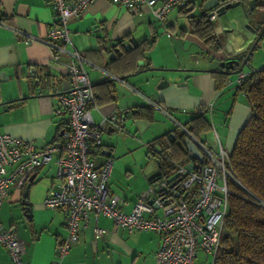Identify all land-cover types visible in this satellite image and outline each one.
Returning <instances> with one entry per match:
<instances>
[{
    "label": "crops",
    "instance_id": "crops-1",
    "mask_svg": "<svg viewBox=\"0 0 264 264\" xmlns=\"http://www.w3.org/2000/svg\"><path fill=\"white\" fill-rule=\"evenodd\" d=\"M202 1L192 0L188 10H195L193 15L203 12ZM182 15L178 8L169 11L164 25L171 36L162 31L164 26L147 6L134 14L108 0H95L80 17L68 19L71 43L88 60L84 66L96 92V107L89 106L92 119L99 122L112 112L123 114V129L104 132L94 158L96 164L106 155L114 158L107 187L121 196L124 211L130 210L139 191L158 173L147 143L175 128L161 109L148 107L147 99L158 102L183 123L202 108L209 124L198 137L211 148L216 147L217 137L223 148L231 149L252 114L246 94L234 84L235 73L227 74L221 88L215 87L213 72L220 69L221 48L214 51L206 46L189 32L186 21L177 29L173 22ZM262 16L258 11L256 20ZM54 19L50 0H0V132L31 139L38 148L58 139L65 125V120L53 113V106L55 89L64 90L67 81L62 65L50 60V50L42 42ZM249 22L245 0L225 7L212 23L219 46L230 39L231 48L244 57L255 36ZM29 36L35 39L25 43ZM124 36L123 45L147 39L151 47L144 51L135 72L115 79L101 65L120 70L119 62L110 61L108 48ZM262 66L264 36L241 70L247 73ZM55 170L52 159L21 188L10 187L0 205V223L13 226L25 243L22 264H50L56 241L66 234L63 209H50L43 203L49 188L58 181ZM80 232L81 241L70 248L61 264H156L158 235L154 231H127L102 214L90 213ZM196 257L201 261L205 256L197 252ZM0 264H12L2 246Z\"/></svg>",
    "mask_w": 264,
    "mask_h": 264
},
{
    "label": "built area",
    "instance_id": "built-area-1",
    "mask_svg": "<svg viewBox=\"0 0 264 264\" xmlns=\"http://www.w3.org/2000/svg\"><path fill=\"white\" fill-rule=\"evenodd\" d=\"M50 1L55 19L42 42L50 50V60L62 65L61 73L67 81L64 90L55 89L53 106V113L62 117L65 125L58 139L39 148L31 139L0 132V205L10 187L21 188L37 169L54 159L58 181L49 188L43 203L50 209H63L66 234L56 241L50 264H61L70 248L81 241L80 229L90 213L102 214L116 227L127 231L157 233L156 264H213L227 213L228 181L242 187L229 169L230 149L223 148L217 137L216 147H209L183 122L160 108L156 101L147 99L148 104L161 109L197 146L204 162L201 165L195 163L196 167L190 169L188 163L174 161V170L169 176L150 181L147 188L138 193L130 210H122L121 196L110 193L107 187L113 158L106 155L100 164H96L94 154L100 152L101 136L108 128L113 131L123 129V114L112 112L99 122L92 119L89 106L96 107V100L84 66L88 60L72 45L68 27V19L80 17L95 0ZM108 1L134 14L147 6L155 20L164 26L162 31L171 36L164 25L169 11L183 8L192 0ZM240 1L230 0L229 5ZM208 19L213 23L217 13ZM214 34L218 39V33ZM34 39L29 36L24 42ZM220 48L221 60L242 58L239 57L240 50L231 48L230 39L222 42ZM235 74L234 84L239 85L247 73L240 70ZM155 157L159 160L165 155L156 153ZM8 167L11 168L9 171ZM173 173L178 177L169 182ZM260 204L264 205L263 202ZM0 246L7 250L12 264H22L25 243L18 238L13 226L0 223ZM198 251L205 256L201 261L196 257Z\"/></svg>",
    "mask_w": 264,
    "mask_h": 264
},
{
    "label": "trees",
    "instance_id": "trees-1",
    "mask_svg": "<svg viewBox=\"0 0 264 264\" xmlns=\"http://www.w3.org/2000/svg\"><path fill=\"white\" fill-rule=\"evenodd\" d=\"M229 1L224 0L226 8L230 6ZM191 3L192 1L188 2L185 7L178 8L189 18V32L197 36L210 49L218 51L220 46L213 32L212 23L204 12L192 15L188 10ZM256 6L264 11V2L257 0ZM253 12L254 9L248 12L250 21L248 26L254 29L255 36L244 51L245 54L250 48L253 50L264 36V30H262L264 18L254 25L251 20ZM258 35V41L253 45ZM126 37L115 41L108 48L114 54L110 61L119 62L120 70L106 64L101 65L116 77L135 72L139 68L138 61L144 58V51L151 47V41L143 39L125 48L122 41ZM100 40L101 38L98 37V41ZM114 47H118L120 53L113 52ZM213 74L216 77L215 87L221 88L229 73L214 70ZM92 88L96 100V92L93 86ZM237 88L246 94L252 114L239 130L229 152V169L242 187L232 180L228 181L227 213L223 221L220 246L213 264H264V205L260 204V202L264 203V66L247 72ZM156 103L161 108V105ZM147 105L151 109H157L151 104ZM164 110L171 113L168 109L164 108ZM202 110L200 108V113L184 123L197 137L199 132L206 129L209 124ZM174 127L172 133H163L147 143L150 157H154V154L156 156V153L165 155L159 160L155 157L158 173L152 180L169 176L174 170V161L189 163L192 160L198 165L204 162H199L189 155L184 142L185 135L177 130L176 126Z\"/></svg>",
    "mask_w": 264,
    "mask_h": 264
},
{
    "label": "water",
    "instance_id": "water-1",
    "mask_svg": "<svg viewBox=\"0 0 264 264\" xmlns=\"http://www.w3.org/2000/svg\"><path fill=\"white\" fill-rule=\"evenodd\" d=\"M256 1L257 0H247L246 1V11L247 12H251L253 9H255L256 6ZM226 7V4L224 3V0H205L202 4H201V8L203 10V12L207 15V16H211L213 15L215 12L218 14L219 12L223 11ZM215 21H213L214 23ZM262 30H264V25L262 27ZM260 35V34H259ZM259 35L256 37V39L253 42V45L258 41ZM128 43L124 44L125 48H128ZM252 48L249 49L248 53L242 58V59H238V58H229L226 60H220L218 62V66L220 67L219 71L221 72H225V73H235L237 71H240L242 69V67L247 64V59L249 54L251 53ZM113 52H118V47H114L113 48ZM114 54L111 53V57H113ZM159 70V69H157ZM176 70V69H173ZM34 72V69H30V74H32ZM34 75V74H33ZM124 76H119V79H123ZM36 82H38V79L35 80ZM108 131H112L111 128L107 129ZM184 142L186 144V148L187 151L189 152V155L191 157H194L196 159L199 160V162H201L203 160V155L200 152V150L197 148V146L187 137L184 138ZM101 152H105V154H108V150L104 149V151ZM188 168H193L196 167L195 163H188L186 164ZM178 174L177 173H173L169 178L168 181L169 182H173V180L177 179ZM171 185H173V183H171ZM149 202H151L152 200L149 199Z\"/></svg>",
    "mask_w": 264,
    "mask_h": 264
},
{
    "label": "rangeland",
    "instance_id": "rangeland-1",
    "mask_svg": "<svg viewBox=\"0 0 264 264\" xmlns=\"http://www.w3.org/2000/svg\"><path fill=\"white\" fill-rule=\"evenodd\" d=\"M258 2H264V0H258ZM199 6L197 5V7L196 8H198ZM195 10H193V9H191L190 10V13L193 15V14H195V12H194ZM258 11H261V13H262V18H264V11L263 10H260L258 7H256L255 9H254V12L251 14V16H252V23L254 24V25H257V18H256V14H257V12ZM188 20H189V18L187 17V15H182V16H180V18L178 19V21H177V23H174L173 22V24H174V26H177L176 28L178 29L180 26H181V24L182 23H185V21H186V23H188ZM222 29V28H221ZM224 30H227V28H225ZM170 32V31H169ZM233 75H236V74H233ZM42 79H44V76L42 77ZM92 84V83H91ZM177 130H179L178 128H177ZM204 136V135H203ZM144 155H147V153H145ZM113 158V157H112ZM153 159H155V158H153ZM156 160V159H155ZM113 161H114V158H113ZM32 177V176H31ZM30 177V178H31ZM29 178V179H30ZM148 186V185H147ZM147 186L146 187H143L141 190H144V189H146L147 188ZM141 190L139 191V192H141ZM198 252H201V251H198ZM199 260V259H198ZM203 260V259H202ZM63 261V260H62ZM62 263V262H61Z\"/></svg>",
    "mask_w": 264,
    "mask_h": 264
},
{
    "label": "clouds",
    "instance_id": "clouds-1",
    "mask_svg": "<svg viewBox=\"0 0 264 264\" xmlns=\"http://www.w3.org/2000/svg\"><path fill=\"white\" fill-rule=\"evenodd\" d=\"M242 58H243V57H242ZM242 58H241V59H242Z\"/></svg>",
    "mask_w": 264,
    "mask_h": 264
}]
</instances>
